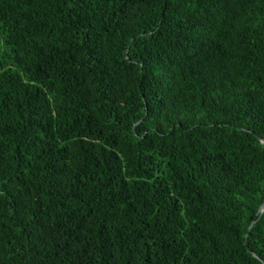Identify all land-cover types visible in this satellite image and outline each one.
Returning a JSON list of instances; mask_svg holds the SVG:
<instances>
[{"label": "trees", "instance_id": "16d2710c", "mask_svg": "<svg viewBox=\"0 0 264 264\" xmlns=\"http://www.w3.org/2000/svg\"><path fill=\"white\" fill-rule=\"evenodd\" d=\"M263 202L264 0H0V264H264Z\"/></svg>", "mask_w": 264, "mask_h": 264}, {"label": "water", "instance_id": "95a60500", "mask_svg": "<svg viewBox=\"0 0 264 264\" xmlns=\"http://www.w3.org/2000/svg\"><path fill=\"white\" fill-rule=\"evenodd\" d=\"M261 141L263 142V140L261 139ZM264 211V202L261 204V206L259 207V212ZM253 253V252H252ZM254 254V253H253ZM255 255V254H254Z\"/></svg>", "mask_w": 264, "mask_h": 264}]
</instances>
